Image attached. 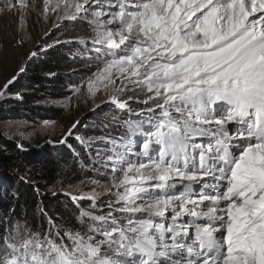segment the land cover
Wrapping results in <instances>:
<instances>
[{
    "label": "snow or ice",
    "instance_id": "snow-or-ice-1",
    "mask_svg": "<svg viewBox=\"0 0 264 264\" xmlns=\"http://www.w3.org/2000/svg\"><path fill=\"white\" fill-rule=\"evenodd\" d=\"M2 13L21 28L0 66L33 43L28 20L43 24L36 41L64 34L80 65L65 107H110L52 193L70 210L18 195L0 208V264H264V0H0Z\"/></svg>",
    "mask_w": 264,
    "mask_h": 264
},
{
    "label": "rangeland",
    "instance_id": "rangeland-1",
    "mask_svg": "<svg viewBox=\"0 0 264 264\" xmlns=\"http://www.w3.org/2000/svg\"><path fill=\"white\" fill-rule=\"evenodd\" d=\"M21 28L20 21L18 16L13 13H2L0 14V39L4 43L11 41L12 35H14L18 29ZM23 31L26 33H31L33 36V43L28 45V48H24L21 51L17 52L14 49L9 48L8 50V62L0 66V86H2L6 79L10 78L11 75L19 71V67L23 66L25 70L31 69V63L36 61L43 56V54L50 49L42 43L36 41V37L42 36L45 26L43 24L36 26L32 23L31 20H28L24 25ZM65 35L60 32H55L54 35H51V38L44 37L47 41V45H53L56 39H64ZM29 48L33 51L39 48L36 57H29L28 51ZM24 70V72H25ZM24 72L19 74L17 81L10 86V93L6 99L0 100V111L7 110L10 106V100L13 99V91L23 82ZM77 81H71L68 84L61 85L59 88L60 94L56 96H51L48 93L44 92V89L39 90H29L27 87L24 89L27 97L32 98L34 101L39 103H44V108L49 109V107H54L53 111H44V113L36 114L30 110L24 111H15L8 115H5L6 119L0 118V135L6 136L10 139L18 141V143L27 144L29 154H35L43 152L45 149L49 148L50 154H56V158L71 157L72 161L78 160L80 158L77 156V153H85L88 151L84 145H81L79 140L76 137H81L83 139H88L93 135L100 134L97 130V125L99 123L98 117L103 118L104 114H107L108 107H103L102 109L97 110L95 114L89 111V106L83 103H80L77 106L75 97H72L71 107H65L67 103V97L72 95L71 87L73 83ZM51 87V84L49 85ZM48 87V86H47ZM47 87L45 90L50 91ZM56 109V110H55ZM17 112V113H16ZM13 114V115H12ZM79 119L80 124L77 126V129L74 130L75 135L70 137L67 143H49L47 141L51 139H59L60 134L70 126L71 122ZM44 121H55L57 129L53 134L50 129H47L44 126ZM3 148L2 146H0ZM7 151V150H6ZM59 153H63L59 155ZM48 154L46 158H48ZM41 159L34 158L32 161H28L24 166L25 170L22 173L24 176H29L30 172L34 171V168L39 167ZM81 167V166H80ZM27 171V174H26ZM1 182V181H0ZM67 182V177L58 178L53 183H49L48 190L53 193L57 191L58 193L62 189V186ZM5 184L6 181L1 182ZM8 184V183H6ZM53 195V194H52ZM59 195V194H57ZM63 199H67L66 196ZM68 201V199H67ZM65 206H67L65 204Z\"/></svg>",
    "mask_w": 264,
    "mask_h": 264
},
{
    "label": "trees",
    "instance_id": "trees-1",
    "mask_svg": "<svg viewBox=\"0 0 264 264\" xmlns=\"http://www.w3.org/2000/svg\"><path fill=\"white\" fill-rule=\"evenodd\" d=\"M70 47L54 44L43 56L31 63V69L24 72L23 82L13 91L14 95H17L12 96L13 99L10 100L11 103L7 110L0 111V118L6 119L5 115L10 113L9 110L11 113L15 111L25 113L24 111L27 110L36 114L44 113V111L54 112V107H49L47 110L44 108V103L27 97L24 89L26 87L31 91L32 89H44L43 91L49 95L56 96L60 94L61 85L78 81L77 75L73 74L71 69L78 68L80 65L72 62L71 56L75 53L69 54ZM45 87L50 91L45 90ZM17 143L18 141L0 135V146L3 147H0V181L8 183L2 184L0 182V208L6 209L14 204L13 197L18 195L21 204L26 203L28 206L34 207L37 200H42L53 212L63 214L68 209L69 202L67 199H63L64 195L62 194L52 195L48 186L49 183L55 182L58 178L67 177V173L71 170L79 169L80 162L78 160L73 162L71 157L56 158V154L48 152L50 151L49 148L40 153L29 154L30 149L27 144L20 143L27 149V151H21L17 148ZM47 153H49L48 158H46ZM62 154L59 153V155ZM34 158L41 159L39 167L34 168V171L29 174L35 183V187L29 182V176L26 177L22 174L25 170L24 165Z\"/></svg>",
    "mask_w": 264,
    "mask_h": 264
}]
</instances>
